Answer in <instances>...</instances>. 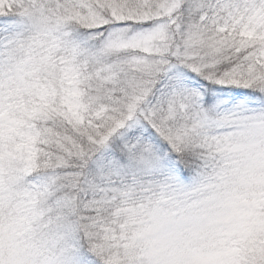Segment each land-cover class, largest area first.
<instances>
[{
	"label": "snow or ice",
	"instance_id": "1",
	"mask_svg": "<svg viewBox=\"0 0 264 264\" xmlns=\"http://www.w3.org/2000/svg\"><path fill=\"white\" fill-rule=\"evenodd\" d=\"M0 264H264V0H0Z\"/></svg>",
	"mask_w": 264,
	"mask_h": 264
}]
</instances>
